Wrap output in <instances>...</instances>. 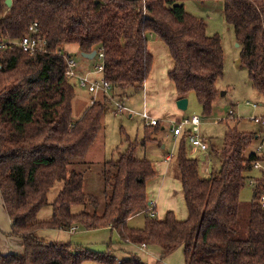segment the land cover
<instances>
[{
	"label": "trees",
	"instance_id": "1",
	"mask_svg": "<svg viewBox=\"0 0 264 264\" xmlns=\"http://www.w3.org/2000/svg\"><path fill=\"white\" fill-rule=\"evenodd\" d=\"M183 1L187 0H13L8 7L0 0L1 40H20L37 24L48 42L45 52L34 55L18 47L0 49V195L12 220L11 235L21 238L24 247L22 255L0 252V264H147L131 250L130 258L121 259L111 248L98 254L38 235L42 230L73 228H110L121 244L158 247L163 256L182 249L187 264H264V180L254 169L255 161L264 156L253 149L255 133L238 127L230 128L220 143L208 138L212 167L207 177L189 153L191 129L180 136L175 161L186 220L173 211L163 219L149 214L147 186L156 174L152 161L138 158L137 150L157 140L159 121L145 125L142 143L130 142L118 160L107 162L104 179L112 191L104 212L74 211L100 204L84 192L83 173L70 166L83 160L95 144L111 102L104 95L99 101L93 97L75 120L76 84L67 76L59 51L70 44L88 54L104 49L103 76L123 105L127 92H144L154 63L149 50L153 34L170 50L175 65L169 79L179 99L195 93L208 117L221 93L217 84L225 71V51L221 36L210 35L206 21L189 13ZM220 1L241 46V65L264 97V0ZM251 180L255 184L248 237L240 239L236 226L241 193ZM57 182L63 189L51 203L49 193ZM48 206L53 209L51 218L40 220V211ZM143 212L144 226L131 227L132 217Z\"/></svg>",
	"mask_w": 264,
	"mask_h": 264
},
{
	"label": "rangeland",
	"instance_id": "2",
	"mask_svg": "<svg viewBox=\"0 0 264 264\" xmlns=\"http://www.w3.org/2000/svg\"><path fill=\"white\" fill-rule=\"evenodd\" d=\"M181 3L184 4L189 13L206 21L208 24V33L210 35L219 34L221 36L225 51V72L224 76L218 82V88H220L221 93L215 102L212 114L208 117L204 116L202 106L198 102L196 94L191 93L189 97H187L190 98V106L187 110H185L183 115L184 118L181 120L191 119L194 115L198 116L201 119L202 125L199 128H190L192 135L200 133L202 130L201 133L203 135L205 134L208 138H215L214 140L218 143L222 142L224 135L230 128L238 127L240 131L244 132L256 131L258 128L257 125L250 121L251 115L254 114L253 107L251 106L254 102H258V99L261 97L253 87L248 71H246L243 66L242 69L239 67L241 46L240 44L238 45L239 42L237 41L234 29L227 24L225 20L223 2L220 0L204 2L187 0ZM63 49L66 54L71 55L77 61L80 68L82 63H87L91 67V69L86 70L85 73L94 70L101 63V60L98 57L89 59L88 62H84L85 57L83 56L80 48L75 44L64 46ZM160 66L161 75L162 70H166L168 68V63L166 61H161ZM160 85L166 87V96L169 100V96L172 94L170 92V83L167 80H163V82L160 81ZM76 91L77 97L74 100L73 107L74 119L78 120L94 96L87 90L80 88L78 85H76ZM223 93L226 94L224 95ZM113 94L114 91L112 92V97H106L111 102V107L103 116V127L95 144L83 160H80L79 163H75L70 166L71 170L83 173L85 178L84 192L88 196H95L98 198L100 204L98 208L93 207L91 204L75 207V212L87 211L94 213L97 211L99 215L104 212L108 196H110L112 191L111 188L105 184L104 179V171L109 168L107 166V162L118 160L120 154L124 153L128 149L130 142L142 143L145 138L146 124L143 118L145 100L143 92H127L128 96L122 103L123 105L121 111L118 110V105L116 104L119 100H117ZM103 97V95H99L96 98L99 101ZM233 105H235L234 109L236 111V116H243L244 119L246 118L247 122H245L244 119H241V121L235 119L231 122H226V119L229 118V112L233 108ZM156 106L158 109L165 108V101H158ZM258 111L259 110H256L255 113ZM221 119H224V121H221ZM159 122L162 125V129L154 136L157 140L148 142L146 146L140 145L137 150V157L157 162L160 155L169 157L173 156L169 165V173L166 174L167 177L170 179L173 178V180L169 179L170 181H160L159 184L155 185V181L152 178L149 180L147 187L150 199L152 202H156L155 204L158 206L159 215L156 217L162 219L160 217H164V211L168 210L173 211L181 217L187 214V207L182 195L183 187L175 161L179 142H177V140L175 141L176 136H174L172 127L177 124V118L161 117ZM160 143L162 145H166V148H162ZM256 145L257 142H255L253 149L256 148ZM191 150L193 149L191 148L189 140V153ZM195 150L196 152H193L192 154L190 153V155L199 160L201 174L204 177H207L211 173L210 170L212 167L209 151H207V153L198 149ZM160 176L161 175H159L158 178H160ZM159 185L161 186L159 188L160 193L156 188ZM62 189L63 183L57 182L49 193V202H54ZM252 201L253 187L249 182H247L241 193L239 220L236 226L237 235L240 239H246L248 237V223L250 219ZM47 210L52 213V207L44 208L40 213V217L48 216L46 213L48 212ZM132 218L133 220L129 223L131 227L137 228L144 226V212L136 214ZM11 227L12 223L6 214L3 199L0 197V231L6 233L7 231H10ZM59 234L60 235L56 236V231L42 230L40 237L47 242L67 240L78 247L98 254H105L109 252L111 248L113 254H119L120 256H125L127 258L131 257V254L129 255V252L127 251L131 250L132 247L126 249V252L119 250L117 246H120L121 244L120 238L118 233L112 231L111 229L105 228L87 231L79 228L76 234L70 236L68 232H59ZM131 246H134L132 251L138 254V247L140 246ZM155 248L160 254H154V258H147L146 255L141 256V254H139L145 263L148 261L149 264H187L186 257L182 249H178L168 256H163L161 254V249L158 247ZM84 264L103 263L86 261Z\"/></svg>",
	"mask_w": 264,
	"mask_h": 264
},
{
	"label": "crops",
	"instance_id": "3",
	"mask_svg": "<svg viewBox=\"0 0 264 264\" xmlns=\"http://www.w3.org/2000/svg\"><path fill=\"white\" fill-rule=\"evenodd\" d=\"M149 50H150L151 54L154 57V63H153V68H152V71H151V73L149 75V78L147 79V81L145 83V89H144V92H143L144 100H145L144 113H146V114L150 115L152 118H156L158 120H160L161 117H166V118L175 117V118H177V122H179L182 118H184L183 115H184L185 111H183V110L178 108L177 100L179 99V97H178V94H177V91H176V86L169 79V72L174 68V65H175L174 61H173V58L171 56L170 50H169L168 46L163 41L158 39L153 34H149ZM88 60L89 59L87 57H85V61L84 62H88ZM161 61L162 62L166 61L168 63V68L166 70H162V74L160 75V69H161L160 62ZM239 67L242 69L241 60L239 61ZM90 69H91V67L87 63H85V64L82 63L81 68L79 66V70H80L81 73L82 72L84 73L86 70H90ZM163 80H167L170 83V85H171L170 92L172 94L169 96V100L167 99V96H166V94H167L166 87H163V85H160V81L163 82ZM217 86H218V84H217ZM218 89L220 90V88H218ZM225 94L226 93H224V95ZM188 100H189V105H188V107H189L190 106V98H188ZM158 101H162V102L165 101V105H166L165 108L158 109L157 106H156V103ZM253 105H256V106H253ZM253 105L251 107H253L254 114L251 115L250 121L255 123L257 125V127H258L256 129V131H253L255 133V135H256V142H257L256 147H258L259 144L262 142V140L264 138V126L262 124H260V123L255 122L254 120H252V118L253 117L264 118V97L259 98L258 102H254ZM234 106L235 105H233L232 106L233 108L231 109L234 112V116H233V118H227L226 122H229V121L231 122V121H233L235 119H238L239 121H241V119H244L243 116H236V111L234 109ZM176 110L178 111V113H177ZM256 110H259V111L257 113H255ZM221 121H224V119H221ZM244 121L247 122L246 118L244 119ZM201 125L202 124H200V126ZM201 131H200L201 136L208 143V137H206L205 134H204L205 135L204 136L201 133ZM212 139H215V138H212ZM176 140H177V142H179L180 136H177L175 138V141ZM161 147L165 149L166 145L163 144V145H161ZM192 149L193 150H191V152H190L191 154L193 152H196V150L194 148H192ZM172 157L173 156L169 157V156L160 155V157H158L159 160H157V162L152 161L153 166H154V170H155V174H156V176L153 178V180L155 181V183H154L155 185L159 184L160 181H167V180L170 179L169 177L166 176V174L169 173V170H170V166L169 165H170V163L172 161ZM210 174H209V176H210ZM159 175H161L162 177L160 176V178H158ZM170 180H173V178L170 179ZM154 184H153V187H154ZM160 187L161 186L159 185L156 188L159 190ZM158 192L160 193V190ZM182 195L184 197L183 190H182ZM0 197H1V195H0ZM149 199H150V196H149ZM184 200H185V197H184ZM3 205H4V202H3ZM45 208H51V206H48V207H45ZM42 210L40 211V213L42 212ZM5 211H6V209H5ZM168 211H170V210H168ZM168 211H164V214H166ZM40 213H39V216H38L40 220H48L52 216L53 209H52V213L49 212V211L46 212L48 214V216H45V217H40V215H41ZM6 214L9 217L7 211H6ZM157 215H159V211H158V206L156 205V216ZM176 216H177V218L179 220H186L188 218V210H187V214H185L184 216L180 217L177 214H176ZM160 218L163 219L164 217L162 216ZM9 219H10V217H9ZM132 220H133V218L130 220V222ZM10 221L12 223L11 219H10ZM107 229H110V228H107ZM77 230H79V228H76L75 230L72 229L70 231H64V230H53V231L57 232L56 236L60 235L59 232H63V233H67L68 232L69 236H70V235L76 234ZM11 232H12V227H11L10 231H7L6 233H3L2 231H0V252L3 253V254L18 253V254L22 255L24 253L23 240L21 238H19V237L12 236ZM41 232H39V234H38L39 236H40ZM44 233H46V232H44ZM54 242H63V243H65V242H69V241L60 240V241H54ZM129 247H132L131 251L134 249V246H131L129 244L128 245L120 244V246L119 245L117 246V248H119V250L128 249ZM138 248H139V252L137 254L138 256H139V254H141V256L142 255H144V256L146 255L147 258H154V254H156V255L160 254L159 251L156 248H151V247H146L144 249L141 248V247H138ZM117 256L119 258L123 259L122 258L123 256H120L119 254H117ZM141 256H139V257H141ZM146 263L149 264L148 261Z\"/></svg>",
	"mask_w": 264,
	"mask_h": 264
},
{
	"label": "built area",
	"instance_id": "4",
	"mask_svg": "<svg viewBox=\"0 0 264 264\" xmlns=\"http://www.w3.org/2000/svg\"><path fill=\"white\" fill-rule=\"evenodd\" d=\"M1 36V33H0ZM48 42L45 38L39 35V30L37 24H34L30 27L29 34L23 37L20 40L15 41H3L0 38V49H10L13 47H18L23 51L27 52L30 55H34L38 52H45L47 50ZM59 54L64 58L66 63V74L67 76L74 81L76 85L80 88L87 90L89 93L93 94L94 98L97 99L99 95H104L107 97H112L113 88L111 84L105 79L103 76L105 66V52L104 49L97 51L95 57H98L101 60V63L94 69L87 73H81L79 70V64L77 61L69 54H66L64 51H59ZM115 102V101H114ZM118 105V110L121 111L122 105L119 102H116ZM256 106V105H253ZM234 112L230 110L229 118H233ZM143 118L145 120V124L148 126H156L158 124V119L152 118L150 115L144 113ZM257 123H260L264 126V118L261 117H253ZM201 119L194 115L191 119L180 120L177 122L175 126L172 127V131L174 136H181L184 130L200 127ZM190 145L194 149H198L201 151H208V143L203 139L200 133H196L190 137ZM256 152L260 156H264V138L262 142L256 149ZM254 169L261 173L262 179L264 180V158L260 160H256L254 163ZM255 181L251 180L250 185H254ZM260 202L264 204V195L261 196ZM151 207L149 210V214L151 216H156V204L151 201ZM154 206V207H152ZM76 228H73L75 230ZM147 245L142 244L141 248H146ZM120 261V260H119Z\"/></svg>",
	"mask_w": 264,
	"mask_h": 264
},
{
	"label": "water",
	"instance_id": "5",
	"mask_svg": "<svg viewBox=\"0 0 264 264\" xmlns=\"http://www.w3.org/2000/svg\"><path fill=\"white\" fill-rule=\"evenodd\" d=\"M12 3H13V0H6V4L8 7L12 6ZM238 45H239V43H238ZM96 53H97V51L94 50L92 53H89V54L88 53H82V54H83V56L87 57L88 59H92L95 57ZM188 105H189V100L187 97L186 98H180L177 100L178 108L183 110V111L188 109Z\"/></svg>",
	"mask_w": 264,
	"mask_h": 264
}]
</instances>
